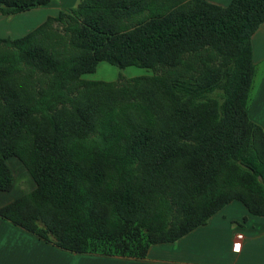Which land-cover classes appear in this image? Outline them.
<instances>
[{"label": "trees", "instance_id": "1", "mask_svg": "<svg viewBox=\"0 0 264 264\" xmlns=\"http://www.w3.org/2000/svg\"><path fill=\"white\" fill-rule=\"evenodd\" d=\"M262 23L264 0H82L0 38V190L13 187L6 155L37 180L0 215L64 250L132 257L233 200L264 216V128L249 115ZM103 61L166 72L120 88L82 77Z\"/></svg>", "mask_w": 264, "mask_h": 264}, {"label": "crops", "instance_id": "2", "mask_svg": "<svg viewBox=\"0 0 264 264\" xmlns=\"http://www.w3.org/2000/svg\"><path fill=\"white\" fill-rule=\"evenodd\" d=\"M207 1L223 7L231 2ZM40 8L18 13L32 12L27 14V19H38L37 25L31 30L50 17L45 14L43 16V9ZM0 15L2 19L9 20L1 9ZM4 32L0 38L11 37L10 28ZM252 47L256 73L249 101V115L264 128V23L254 33ZM8 202L0 193V208ZM239 233L244 235L240 249L234 245ZM71 253L75 252L64 250L0 215V264H72ZM75 254L96 256V262L85 261L80 264H264V216L251 213L241 201L233 200L211 216L206 224L179 240L153 244L145 257Z\"/></svg>", "mask_w": 264, "mask_h": 264}, {"label": "rangeland", "instance_id": "3", "mask_svg": "<svg viewBox=\"0 0 264 264\" xmlns=\"http://www.w3.org/2000/svg\"><path fill=\"white\" fill-rule=\"evenodd\" d=\"M82 0H52V3L46 6H42L43 16H57L60 11L68 10V8L76 7ZM63 3H66L63 5ZM66 7V8H65ZM64 8V9H63ZM32 12H23L22 14H14L13 16H6L3 18L0 15V36L5 33L4 30H12V39L20 38L26 34L29 30L37 25L38 19H27V14ZM42 24V23H41ZM53 29L59 34H64V25L60 22L53 24ZM5 36V35H4ZM166 72V67L157 66L154 68L142 67L138 65H129L125 68H119L109 62H100L97 69L93 73L85 74L82 77L87 80H103L112 82L117 88L124 87L130 80L138 76H153L160 75ZM42 79L44 76H42ZM3 161L11 168L13 173V187L9 192H2L4 198L9 202L17 196L23 195L29 190H33L37 187V180L28 162L22 160L16 155H6L3 157ZM70 255V254H69ZM72 264H80L81 262H96V256L84 254L71 253Z\"/></svg>", "mask_w": 264, "mask_h": 264}, {"label": "built area", "instance_id": "4", "mask_svg": "<svg viewBox=\"0 0 264 264\" xmlns=\"http://www.w3.org/2000/svg\"><path fill=\"white\" fill-rule=\"evenodd\" d=\"M244 238V235L239 233L237 236H236V240H235V247L240 249L241 246H242V239Z\"/></svg>", "mask_w": 264, "mask_h": 264}]
</instances>
